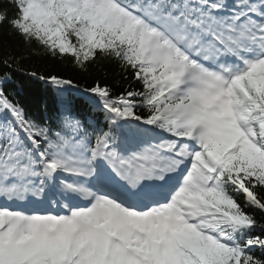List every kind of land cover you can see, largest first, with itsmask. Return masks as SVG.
<instances>
[{
    "label": "snow or ice",
    "instance_id": "1",
    "mask_svg": "<svg viewBox=\"0 0 264 264\" xmlns=\"http://www.w3.org/2000/svg\"><path fill=\"white\" fill-rule=\"evenodd\" d=\"M8 6L25 44L115 60L142 90L39 76L44 124L0 74V264H264V0Z\"/></svg>",
    "mask_w": 264,
    "mask_h": 264
},
{
    "label": "trees",
    "instance_id": "2",
    "mask_svg": "<svg viewBox=\"0 0 264 264\" xmlns=\"http://www.w3.org/2000/svg\"><path fill=\"white\" fill-rule=\"evenodd\" d=\"M9 15L15 11L8 6V0H0ZM8 57L19 60L12 68L4 66L2 61ZM11 72L12 82L7 87L15 95V99L23 106L27 114L35 121L46 124L52 112L55 86L38 79L39 76L58 75L72 79L79 87L87 89L97 84L108 87L114 96H119L125 90H142L139 82L133 80L132 70L124 69L115 60L97 59L87 63L84 68L78 67L71 59L47 54L42 46L36 43L25 44L23 37L16 34L7 24L0 25V74ZM36 73V76L31 73ZM92 120L100 118L95 108L90 112ZM243 199V197H241ZM257 219L264 218V212L252 210ZM256 257L264 259L259 251Z\"/></svg>",
    "mask_w": 264,
    "mask_h": 264
}]
</instances>
